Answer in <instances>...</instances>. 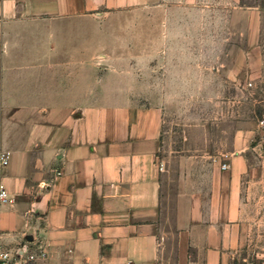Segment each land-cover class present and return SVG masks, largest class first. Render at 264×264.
I'll return each instance as SVG.
<instances>
[{
	"label": "crops",
	"instance_id": "1",
	"mask_svg": "<svg viewBox=\"0 0 264 264\" xmlns=\"http://www.w3.org/2000/svg\"><path fill=\"white\" fill-rule=\"evenodd\" d=\"M197 1L0 0V184L13 198L0 240L45 242L49 257L33 264H264L260 126L239 117L214 154L169 151L163 106L134 98L151 94L156 39L163 89L199 87L204 54L209 81L224 84L264 63V0ZM135 10L144 88L129 66L135 39L111 22ZM205 10L214 24L201 40Z\"/></svg>",
	"mask_w": 264,
	"mask_h": 264
},
{
	"label": "rangeland",
	"instance_id": "2",
	"mask_svg": "<svg viewBox=\"0 0 264 264\" xmlns=\"http://www.w3.org/2000/svg\"><path fill=\"white\" fill-rule=\"evenodd\" d=\"M217 0H198L197 5L203 10L210 3H216ZM221 2V1H220ZM223 2V1H222ZM173 15L170 18V23L175 25L179 16L176 17L174 11L171 12ZM191 25V18L187 19ZM223 16L220 13L216 16V27L218 32L222 35L223 28ZM114 24L121 25L120 29L123 36L131 33L132 38L135 39L137 52H140L136 63L130 64L131 68H135L137 86L144 88L148 85L149 80L146 73L147 68L150 66L143 62V36L145 23V16L141 10L134 11L130 14L115 15L111 21ZM186 22V21H185ZM199 23L201 30L198 31V36L201 40H207L211 33L208 31L209 27L214 24L211 16L205 11L200 12ZM135 35V37H133ZM124 38V37H123ZM264 46V33L262 37ZM154 43V42H153ZM159 44L156 39L155 46L152 48L153 59L156 63L151 64L152 72V88L151 94L148 95H136L134 98L137 101H141L145 104H161L165 112L164 128L169 133V138L166 141V147L169 151H180L192 149L198 153L210 152L212 154L219 151L224 147V141L226 137L230 136V129L234 124H238L239 117L242 120L246 119L249 126H256L257 124L263 130L264 128L260 124V121L264 119V63L251 68L247 73V78L242 80L241 83L225 82L221 78H217L216 82L209 81L208 69L211 66L210 58L208 59L207 54H204L200 58V61L204 63L200 64V86H189L188 88L176 89L172 86H166L165 89L161 87V71L159 69L160 64L157 63L159 60L160 53L157 45ZM204 51L208 52V48H199V53ZM221 52L223 49H220ZM211 51V49H210ZM219 51V49H216ZM223 53V52H222ZM175 53H173L174 55ZM264 55V47H263ZM123 66V65H122ZM170 66V65H169ZM175 66V65H171ZM229 66V65H228ZM183 67L187 70L184 72L187 74L188 70H191V65L184 64ZM174 68V67H173ZM196 71V66H193ZM191 71L188 72L190 75ZM224 72L218 71V74L223 75ZM217 75V76H220ZM221 77V76H220ZM163 83V81H162ZM196 83V81H195ZM222 85V86H221ZM200 89V90H199ZM224 91L222 95H214L213 91ZM141 91H143L141 89ZM147 91V90H146ZM197 91H200V95H197ZM162 92H167V95H161ZM181 92L182 94H176ZM191 93H194L193 95ZM235 122V123H234ZM189 124H196V126L187 128L189 139H184L186 135V127ZM203 124L204 127L200 126ZM167 133V134H168ZM209 137V139H203V137ZM262 152L264 153V140L261 139L260 145ZM164 148L161 150V154L164 152Z\"/></svg>",
	"mask_w": 264,
	"mask_h": 264
},
{
	"label": "built area",
	"instance_id": "3",
	"mask_svg": "<svg viewBox=\"0 0 264 264\" xmlns=\"http://www.w3.org/2000/svg\"><path fill=\"white\" fill-rule=\"evenodd\" d=\"M264 128V119L260 121ZM264 139V137H263ZM9 152L3 151L0 147V164H9ZM223 167H227L224 163ZM13 202L8 189L4 184H0V208ZM49 257V249L45 242H37L34 245L23 243L18 246H8L0 240V264H33L36 261Z\"/></svg>",
	"mask_w": 264,
	"mask_h": 264
},
{
	"label": "water",
	"instance_id": "4",
	"mask_svg": "<svg viewBox=\"0 0 264 264\" xmlns=\"http://www.w3.org/2000/svg\"><path fill=\"white\" fill-rule=\"evenodd\" d=\"M29 239H31V237H28Z\"/></svg>",
	"mask_w": 264,
	"mask_h": 264
}]
</instances>
